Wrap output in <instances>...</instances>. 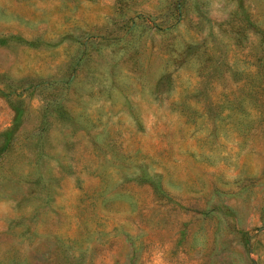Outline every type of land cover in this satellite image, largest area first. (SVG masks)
I'll use <instances>...</instances> for the list:
<instances>
[{
    "label": "rangeland",
    "instance_id": "1",
    "mask_svg": "<svg viewBox=\"0 0 264 264\" xmlns=\"http://www.w3.org/2000/svg\"><path fill=\"white\" fill-rule=\"evenodd\" d=\"M0 264H264V0H0Z\"/></svg>",
    "mask_w": 264,
    "mask_h": 264
}]
</instances>
